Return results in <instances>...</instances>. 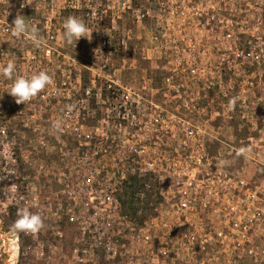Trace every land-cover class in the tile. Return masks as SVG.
Returning <instances> with one entry per match:
<instances>
[{
  "label": "built area",
  "instance_id": "2783aa9c",
  "mask_svg": "<svg viewBox=\"0 0 264 264\" xmlns=\"http://www.w3.org/2000/svg\"><path fill=\"white\" fill-rule=\"evenodd\" d=\"M67 1L62 10L81 9ZM22 2L0 0V68L11 61L16 65L14 78L30 77L42 61L51 66L60 59L61 76L58 81L52 69H46L53 84L30 103L18 105L6 92L13 81L0 73V209L13 205L17 213L23 208L39 213L44 223L54 226L50 235L57 243L64 237V225L77 235L68 256H58L55 245L42 241L43 230L35 235L12 233L15 242L27 238L31 243L25 253L18 246L15 262H8L32 258L27 264H264V196L242 170L231 172L213 163L206 147L208 141H220L207 128L220 120L229 123L239 115L240 123L264 124L258 116L264 112V0H82L85 23L95 30L97 41L92 56L88 54L89 68H84L94 74L93 81L105 85L84 88L73 105L70 56L60 47L66 18L58 13L54 17L53 7L47 9L40 24L44 44L34 47L26 38L12 36L7 27L18 12L24 19L30 17L31 8L21 9ZM125 16L138 26L151 22L159 31L152 52L165 64L163 90L181 100L177 94L199 83L206 92L224 94L226 117L217 110L206 116L197 103L181 101L180 106L197 117L170 112L140 117L139 102L132 100L139 97L136 90L113 79V58L127 49L130 37L104 35L102 29L107 22L115 29ZM26 22L39 28L32 17ZM187 29L190 36L180 37ZM147 88L140 86L141 91ZM228 97L236 98L234 108H229ZM58 120L62 131L53 133L52 124ZM89 121L97 126L87 130ZM69 137L77 151L67 160ZM51 140L60 143L64 166L52 174L59 189L41 198L36 182L20 174L36 171L35 160L27 158ZM23 142L31 147L27 156ZM245 142L257 147L252 136L241 144ZM220 143L228 154L239 149ZM104 157L108 164L101 161ZM134 176L153 180H146L134 194L135 202L147 200L152 210L142 223L139 216L125 212L121 199Z\"/></svg>",
  "mask_w": 264,
  "mask_h": 264
},
{
  "label": "rangeland",
  "instance_id": "374dc122",
  "mask_svg": "<svg viewBox=\"0 0 264 264\" xmlns=\"http://www.w3.org/2000/svg\"><path fill=\"white\" fill-rule=\"evenodd\" d=\"M10 4H18L20 0H7ZM67 0H34L32 5H29L31 8L30 17L26 18L25 21H28L29 18H33L34 22L38 24V30L42 35L44 30L40 27V24L43 21V15L45 11L53 7V16L57 17V13L60 18H67L68 16H76L82 18L85 22V4L82 0H68L71 5L79 6L81 9L78 10H62V3ZM57 22V21H56ZM110 22H107L103 26L104 35H123L128 34L130 37L127 49L122 51L120 54L116 55L113 58L112 64L114 69H117V73L114 74L113 79H119L122 85L131 86L136 90L132 100L139 102V116L140 117H150L157 115H166L167 112L177 113L185 118L197 117L193 114H190V111L180 106V102H186L189 104H198V108L206 109L207 115L211 110H217L224 115V110L221 105L226 101L224 94L219 92H206L203 90L202 85L197 83L195 84L191 91L181 92L178 95L181 96V100H178L176 95L173 92H165L163 90L162 79L165 74L163 71V62L158 60L157 55H154L152 52L153 48V38L158 35V30L152 27L151 22L147 24L138 26L133 23L129 16H125L116 21L114 24L113 30L110 29ZM89 31L92 32V40L88 41L86 38L78 41V46L75 47L74 43L67 44L63 41V44L60 46L63 52H67L70 56L68 62L69 77H70V103L73 105L76 102V97L79 93H82V90L86 87H91L97 89L99 86H104L105 82L101 80L93 81L94 74L88 69L90 65V58L88 54L92 56L93 49L97 47V41L93 38L94 29L89 28ZM174 30H168L169 34H172ZM178 31V30H176ZM191 30H181L180 37L185 35L187 38L190 36ZM62 36V32L60 38ZM61 43V42H59ZM147 57L151 59H147ZM40 63V62H39ZM61 60L54 59L51 66H47L45 62H41L40 71H45L46 69H52L56 80H60V66ZM110 73V71H109ZM147 85V91H141L140 86L142 84ZM229 100L231 97H228ZM92 101L89 102V107L92 108ZM159 106V108L153 107V105ZM190 109V108H189ZM201 116V115H199ZM259 117L264 119V112H260ZM236 122L229 123L222 122L220 119L219 122L208 125V132L218 136L220 141L229 144L233 148L248 147L246 142L241 144V141H244L248 136L254 137L257 142V147H248L251 149L247 158L244 156H239L237 153L228 154L226 146L220 141H208L207 142V152L211 156L213 163H219L227 170L234 172L236 170H242L244 178L254 187L258 188L261 193V196H264V124L258 123L254 125L240 123L239 115L233 117ZM219 123V124H218ZM97 126L96 123L89 121L87 123V130H91L93 127ZM11 130H16L18 133L29 135L30 131L24 129L20 126H11ZM33 143V142H32ZM65 143V142H64ZM67 143V160L72 158V155L77 151V145L69 137L66 140ZM60 143L54 140L48 142L47 146L40 149L37 147V153L34 157H28V160H35L36 171H28L21 173L20 175L28 176L31 180L35 181L37 188L40 191L41 198L49 196L52 192L59 189L57 182L54 180L52 174L58 172L63 164V158L60 156ZM31 150V147L28 146V142H23V155H28V150ZM64 151V150H62ZM103 163L108 164L109 158L104 157L101 159ZM153 184V180L148 178ZM147 201V200H146ZM143 204L133 202L131 204V212L129 213L133 217L139 216L137 220L142 223L149 215L152 213V210L147 208L146 202ZM150 202V200H149ZM149 206V205H148ZM17 207L13 205H4L0 209V264H10L15 260V251L19 246L20 253L27 252V248L30 245L31 241L27 238H21L17 243L14 241L12 232L10 231L11 225L17 218ZM140 211V214L138 212ZM45 227L42 229L45 231L44 237L41 239L44 244L47 246L49 244L55 245L56 250L55 254L60 256V254H66L68 256L72 240L77 235V232L74 228L64 225L62 227L63 239L62 242L57 243L54 241V238L50 235V230L54 227L52 224L44 223ZM8 259L11 262H8ZM33 260L32 258L28 259L26 263L22 260L18 264H27ZM15 262V261H14Z\"/></svg>",
  "mask_w": 264,
  "mask_h": 264
},
{
  "label": "clouds",
  "instance_id": "9594fccd",
  "mask_svg": "<svg viewBox=\"0 0 264 264\" xmlns=\"http://www.w3.org/2000/svg\"><path fill=\"white\" fill-rule=\"evenodd\" d=\"M34 0H23L20 8L32 5ZM12 36L20 38L24 37L34 47H41L44 44V39L40 35L38 28L30 26L24 19V16L17 13L11 24H7ZM63 32L61 39L67 44L77 43L82 37L88 41L92 40V32L82 18L76 16H68L63 22ZM16 65L9 61L6 66L0 68V73L5 78L13 81L11 87L6 91L14 98L16 104H28L46 88L53 84L52 77L46 71H40L30 77L15 76ZM229 108H234L237 100L232 98L229 100ZM53 133L62 131L61 122L58 120L52 124ZM251 149L241 147L237 150V155L247 158ZM17 219L11 225L10 231L14 234H38L44 227V219L39 213H34L28 208L18 210Z\"/></svg>",
  "mask_w": 264,
  "mask_h": 264
},
{
  "label": "trees",
  "instance_id": "16d2710c",
  "mask_svg": "<svg viewBox=\"0 0 264 264\" xmlns=\"http://www.w3.org/2000/svg\"><path fill=\"white\" fill-rule=\"evenodd\" d=\"M148 180V178H138L137 176L131 177L127 184H125L124 189L122 191V204L125 212H131V204L133 202L134 194L140 190H142L143 185L145 181ZM152 192H147L146 197L147 199H150L152 196Z\"/></svg>",
  "mask_w": 264,
  "mask_h": 264
},
{
  "label": "crops",
  "instance_id": "0c3cea01",
  "mask_svg": "<svg viewBox=\"0 0 264 264\" xmlns=\"http://www.w3.org/2000/svg\"><path fill=\"white\" fill-rule=\"evenodd\" d=\"M234 122H236V121L234 120L232 123H234Z\"/></svg>",
  "mask_w": 264,
  "mask_h": 264
}]
</instances>
